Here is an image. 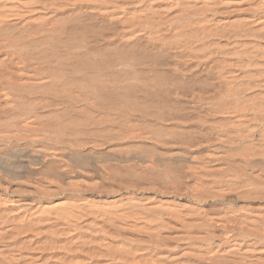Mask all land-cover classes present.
<instances>
[{"label":"bare ground","instance_id":"6f19581e","mask_svg":"<svg viewBox=\"0 0 264 264\" xmlns=\"http://www.w3.org/2000/svg\"><path fill=\"white\" fill-rule=\"evenodd\" d=\"M0 264H264V0H0Z\"/></svg>","mask_w":264,"mask_h":264}]
</instances>
